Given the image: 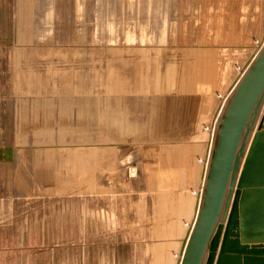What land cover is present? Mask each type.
Segmentation results:
<instances>
[{
  "label": "rangeland",
  "instance_id": "rangeland-1",
  "mask_svg": "<svg viewBox=\"0 0 264 264\" xmlns=\"http://www.w3.org/2000/svg\"><path fill=\"white\" fill-rule=\"evenodd\" d=\"M50 1L0 0V264H176L264 0Z\"/></svg>",
  "mask_w": 264,
  "mask_h": 264
},
{
  "label": "water",
  "instance_id": "water-1",
  "mask_svg": "<svg viewBox=\"0 0 264 264\" xmlns=\"http://www.w3.org/2000/svg\"><path fill=\"white\" fill-rule=\"evenodd\" d=\"M236 85L180 264H264V48Z\"/></svg>",
  "mask_w": 264,
  "mask_h": 264
},
{
  "label": "bare ground",
  "instance_id": "bare-ground-1",
  "mask_svg": "<svg viewBox=\"0 0 264 264\" xmlns=\"http://www.w3.org/2000/svg\"><path fill=\"white\" fill-rule=\"evenodd\" d=\"M29 6V0H21V12H20V15H21V25L23 26V29L21 30V33L23 34V35H21V37H22V39H25V37H26V35H28L29 37H31L32 35H35V29H36V32H37V34H36V36L38 35V37H39V35H40V33H41V36L43 37L44 35H45V31L48 29V26H49V22L48 23H45V19H41V17L39 18V19H35L34 18V20H32L31 21V24H30V18H29V13H27V7ZM29 10V9H28ZM26 14H27V16H26ZM22 17L24 18V23L22 22ZM109 19V18H108ZM37 21V22H36ZM40 21V22H39ZM41 21H42V23H41ZM53 29V28H52ZM68 29V28H67ZM25 35V36H24ZM260 39V38H259ZM258 39V40H259ZM255 41H257V40H255ZM259 43V45L257 46V45H255L254 47L255 48H252L253 49V51H251L250 53H249V57H248V60H247V62H245L244 64H243V66L241 67V66H237L236 68H235V72H236V76L234 77V81L232 82V84L230 85V87L226 90V91H224L223 93H221L220 95L221 96H225L220 102H217L218 104H217V106H216V108H215V111H214V113H213V116L211 117V119H210V122L207 124V127H209V125L211 124L212 126H213V124L212 123H214L215 121H216V119H217V116H218V114H219V117H218V124H219V121H220V119H221V117L223 116V113H224V111H225V109H226V107H227V105H228V103H229V101H230V98H231V96H232V94H233V91H234V89H235V87L237 86L236 84H238V82L242 79V77L244 76V74H245V72H246V70L248 69V67H249V65L251 64V61H252V59L254 58V56H256L257 54H259L260 52H261V50L264 48V34H263V36L261 37V40L258 42ZM52 55V54H51ZM40 62V61H39ZM46 63V62H45ZM41 64H42V62H41ZM43 65V64H42ZM230 76V75H229ZM221 77H223V76H221ZM225 77V76H224ZM228 77V76H227ZM226 77V78H227ZM228 96V97H227ZM227 97V98H226ZM218 98V97H217ZM226 98V99H225ZM219 101V100H218ZM223 103V104H222ZM17 104H19V103H17ZM264 107V103H263V106H262V108ZM260 116V115H259ZM213 120H214V122H213ZM205 126V125H204ZM212 126H211V129H212ZM206 127V126H205ZM203 129V128H202ZM214 129V128H213ZM218 130V128H216L215 129V131H217ZM215 131H214V134H215ZM210 132H211V130H210ZM213 133V132H212ZM251 136H252V133L250 134ZM209 136V138H208V140H207V142H208V149L210 150V151H212L213 150V148H214V143H213V140L211 139L210 140V135H208ZM214 136V135H213ZM251 136L249 137V140H248V143H249V141H250V139H251ZM212 144V145H211ZM247 146H248V144H247ZM38 147V146H37ZM29 148V147H28ZM33 148V147H32ZM208 149L206 150V154H205V156H207V151H208ZM27 151V150H26ZM33 151V150H32ZM32 151H30L29 150V152L30 153H32ZM212 154V153H211ZM204 158H206V157H204ZM211 159V158H210ZM209 162V163H208ZM207 162V167H206V164H205V161H204V166H203V180H202V184H201V187H202V185H203V188H204V186H205V178H206V174H207V171H208V168H209V164H210V161H208ZM203 163V162H202ZM205 167L207 168V170L205 171L206 172V174H205V172H204V170H205ZM132 172V171H131ZM201 187L199 188V190H198V192H197V194H198V197L196 196V205H197V207H196V210H195V217H194V219L191 221V223H190V228H189V230H188V232L186 233V236H185V239H184V241H183V243H182V245H181V249H180V252H179V256H178V258H177V263L176 264H180V262H181V260H182V254H183V247H184V242H185V240L187 239V237H188V235L190 234V232H191V230H192V226H193V222H195V220H196V217H197V214H198V211H199V209H200V206H201V204H202V195H203V191H202V195H200L199 194V192H200V190H201ZM198 203V204H197ZM194 210V209H193ZM193 217V216H192Z\"/></svg>",
  "mask_w": 264,
  "mask_h": 264
},
{
  "label": "crops",
  "instance_id": "crops-1",
  "mask_svg": "<svg viewBox=\"0 0 264 264\" xmlns=\"http://www.w3.org/2000/svg\"><path fill=\"white\" fill-rule=\"evenodd\" d=\"M38 4V5H37ZM54 5V2L52 3L50 0H43V1H38V0H29V15H31L32 16V18L34 17H36V19H39L40 17H41V19H46V20H48V19H50V18H53V16L51 15L52 14V11L54 10V8H56L55 7V5ZM52 7V8H51ZM53 9V10H52ZM47 13L48 15H45L44 17H43V15H44V13ZM61 15V14H60ZM29 20H31V17L29 16ZM33 18V19H34ZM49 28V27H48ZM62 39H66L65 37L64 38H62ZM36 42V41H35ZM76 78H77V80L80 82V79L82 78V74H78L77 76H76ZM75 78V79H76ZM65 82V81H64ZM60 83H61V85H62V82L60 81ZM55 84H57V82H55L53 85H55ZM77 87L75 88V89H77L78 90V86L80 87V85H79V83L76 85ZM62 87V86H61ZM60 87V84H57L56 85V89L58 88V89H60L61 88ZM64 87V89L66 88V86H63ZM49 89H53L52 88V85H51V87H49L48 89H47V91L49 92ZM47 93V92H46ZM23 151H25L26 152V150H23ZM29 155H31V154H29ZM22 157H23V154L21 155ZM27 156H28V152H27ZM27 156H25V160L27 161ZM38 157V156H37ZM37 157H34V159L36 160H38V158ZM33 158H30L29 159V163H35ZM23 160H24V157H23ZM23 160H21V163L23 162ZM24 162V163H22L21 164V167L23 166L24 167V165L23 164H26V163H28V162Z\"/></svg>",
  "mask_w": 264,
  "mask_h": 264
},
{
  "label": "built area",
  "instance_id": "built-area-1",
  "mask_svg": "<svg viewBox=\"0 0 264 264\" xmlns=\"http://www.w3.org/2000/svg\"><path fill=\"white\" fill-rule=\"evenodd\" d=\"M261 39V38H260ZM260 39L259 40H257L255 43H254V45H259V41H260ZM218 98V100H219V102L225 97V96H221L220 94L217 96ZM228 97V96H227ZM226 97V98H227ZM225 98V99H226ZM223 104V103H222ZM218 117H219V114H218V116H217V119H216V121L214 122V120H213V122L214 123H212L213 124V126L210 124L209 125V127H204V132L205 133H207V135H210L211 136V139L213 140V143L215 142V140H216V136H217V131H215V129L216 128H218L219 127V124H218ZM211 126H212V129H211ZM214 128V129H213ZM210 130H211V132H210ZM214 131H215V134H214ZM213 132V133H212ZM214 135V136H213ZM210 139V140H211ZM215 144V143H214ZM212 145V144H211ZM213 151V150H212ZM212 151H210L209 149H208V151H207V156H205L206 158H204V156H203V158L202 159H200L199 160V163H200V165H202V166H204V161H205V164H206V167H207V162L208 161H210V158H211V153H212ZM203 162V163H202ZM209 163V162H208ZM205 167V170H204V172L207 170V168ZM202 168V167H201ZM205 174H206V172H205ZM198 190V189H197ZM202 191H204V188H203V185H202V187H201V190H200V192H199V194L200 195H202ZM203 196V195H202ZM193 224H194V222H193ZM192 228H193V226H192Z\"/></svg>",
  "mask_w": 264,
  "mask_h": 264
}]
</instances>
